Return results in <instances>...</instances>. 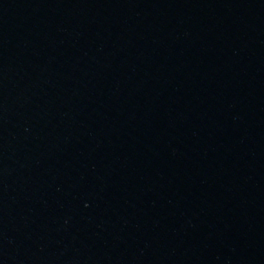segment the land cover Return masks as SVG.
Returning <instances> with one entry per match:
<instances>
[{
  "label": "water",
  "instance_id": "1",
  "mask_svg": "<svg viewBox=\"0 0 264 264\" xmlns=\"http://www.w3.org/2000/svg\"><path fill=\"white\" fill-rule=\"evenodd\" d=\"M0 264H264V0H0Z\"/></svg>",
  "mask_w": 264,
  "mask_h": 264
}]
</instances>
